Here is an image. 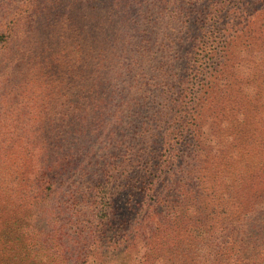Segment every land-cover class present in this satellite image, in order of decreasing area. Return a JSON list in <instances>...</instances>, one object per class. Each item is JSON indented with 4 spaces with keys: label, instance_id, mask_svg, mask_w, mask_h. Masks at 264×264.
<instances>
[{
    "label": "rangeland",
    "instance_id": "1",
    "mask_svg": "<svg viewBox=\"0 0 264 264\" xmlns=\"http://www.w3.org/2000/svg\"><path fill=\"white\" fill-rule=\"evenodd\" d=\"M161 1L160 6L169 3ZM241 1L212 0L210 9L204 11L205 0H179L178 5L186 9L182 11L172 0L169 10L161 13L164 18L165 14L180 18L185 35L194 42L184 76L186 107L182 108L183 115L193 118L195 106L201 104L203 114L211 118L210 128L216 133L218 129L220 135L216 134V137L223 139L231 153L224 163L210 158L205 165L206 174L215 175L220 164L223 174L215 176L217 179L208 186V176L203 173L201 195L183 194L185 207L193 204L196 195H200L207 201L201 203L202 207L218 210L212 217L217 228L223 218L228 222V215L235 210V205L238 206L237 215L245 217L239 204L247 201L246 195H251L258 202L241 205L245 211L254 210L253 214L249 212L248 219L251 217L261 226L256 228V233L252 232L247 217L244 218L240 222L241 225L246 221L241 237L256 235L247 242L264 255V12L261 11L264 4L256 1L257 23L251 30L253 35L241 34V40H236L234 35L230 40L233 34L226 33L223 23L227 14L234 20L233 10ZM111 13V0H0V264H50V261L59 264L60 246L72 245L73 239L94 221L92 214L96 213V208L91 205L94 201L91 195L88 200L83 199L75 188L61 195L55 191L58 182L53 181L54 191L49 185L50 172L44 175L36 172L38 161L45 153L50 161L73 160L70 168L75 181L86 173L89 179L97 182L98 174L111 177L121 170V162L112 157L115 150L109 140L114 131H119L115 128L117 117L104 112L90 115L88 117L92 116L95 124L103 122L91 129L77 107L82 95L80 70L87 67L91 72L98 55L107 53L109 35L100 42L98 32L109 31ZM232 40H235L234 46ZM230 50H235L233 55ZM214 53L227 57L225 62L237 61L235 55L247 53L251 59H246L249 76L245 79L237 68L231 70L225 65L216 73L212 72L209 67ZM98 128L102 134L97 133ZM44 132L46 139L42 138ZM102 136L106 140L100 148ZM168 150L162 151L159 165L166 163ZM89 153L97 157L89 159ZM102 165L109 166L101 170ZM246 166L254 169L251 172L252 191L233 193L232 202L223 206L226 198L223 183L234 182L235 176L243 178L245 173L241 169L246 170ZM36 175L45 182L42 191L33 183ZM45 193L49 197L40 210L35 201ZM162 195L164 198L159 197L160 209L169 211L165 199L174 205L179 197L169 192H162ZM161 214L164 218L165 212ZM162 222L169 226L168 219L147 225L146 233L141 236L145 248L134 261L143 264L155 261V237ZM63 224L64 229L60 231ZM163 229L159 233L160 240L166 243L173 238V229L167 236ZM190 229L199 239H204L203 229L195 225ZM183 250L172 251L183 256ZM227 261L233 264L234 260L229 258ZM173 262L183 264V257L173 259Z\"/></svg>",
    "mask_w": 264,
    "mask_h": 264
},
{
    "label": "trees",
    "instance_id": "2",
    "mask_svg": "<svg viewBox=\"0 0 264 264\" xmlns=\"http://www.w3.org/2000/svg\"><path fill=\"white\" fill-rule=\"evenodd\" d=\"M173 1L182 11L186 10L178 5L179 0ZM205 1L203 9L207 11L212 0ZM256 1L242 0L239 3V7L233 10L236 23L232 16H225L223 27L227 34H233L230 40L234 35L236 40L242 39L241 34L253 35L251 30L255 29L257 23L254 14ZM260 1L264 4V0ZM161 2L111 0L109 31L98 32L100 42L109 35V47L105 49L107 53L98 55L91 72L87 67L80 70L82 95L77 103L78 110L91 129L103 122L97 121L95 124L92 116L88 117L90 115L104 112L117 117L115 128L119 131H114L109 140L113 142L115 150L112 157L121 162V170L111 177L104 178L98 174L95 177L99 180L97 182L93 178L89 179L86 173L75 181L70 168L73 160L50 161L47 159L49 155L45 153L43 159L38 161L36 172L43 175L50 172L49 185L52 191L53 181L58 182L59 187L55 191L61 195L75 188L83 199L88 200V195H91L94 200L91 205L96 208V213L92 214L94 221L89 222L91 226L73 239L72 245L60 246L59 264H143L134 261L145 248L141 243L142 233H146L147 225L165 219H168L169 226L163 222L159 224L155 237V261L149 260L145 264H174L173 259L178 257H183V264H232L227 261L229 258L234 260L233 264H239V261L242 264H264V255L252 249L250 243L256 235L241 237L246 221L241 225L240 222L244 218L247 217L252 232L256 233V228L261 226L251 217L248 219L249 212L253 214L254 210L245 211L244 205H241H249L256 199L246 195L247 201L239 204L245 217L237 215L238 206L235 205V210L228 215V222L223 218L217 228L212 219L218 211L216 207L201 206V203H207L200 196L204 185L202 174L208 176V186L217 179L215 176L223 174L222 164L219 165L221 171L218 170L215 175L206 174V163L211 157L224 163L231 153L223 139L216 137V134L220 135L218 129L216 133L215 129L210 128L211 118L203 114L201 104L195 106L193 118L183 115L182 108L186 107L183 100L186 98L184 76L194 42L191 43L185 35L180 18L165 13V18L162 17L161 12L169 10L172 0L160 6ZM261 11L264 12V9ZM233 29L236 31L231 32ZM197 32L199 36L202 35L200 30ZM233 42L235 40L231 41L232 45ZM234 57L237 61L225 62L227 57L214 53L209 68L215 73L223 65L231 70L237 68L246 79L251 61L249 55L241 53ZM98 130L97 133L102 134ZM42 138H47L45 132ZM103 138L98 145L100 148L105 145L106 139ZM165 148H169L166 163L159 165ZM87 157L95 159L97 155L89 153ZM108 166L102 165L101 170ZM253 170L252 166H246V170L242 167L241 172L246 176L243 174V178L239 179L235 176L234 182L223 183V195L226 194L223 206L232 202L233 193L252 191ZM33 183L43 190L45 182L37 175ZM215 191L219 192L218 189ZM162 192L175 193L179 197L174 205L165 199L166 210L169 211L160 209L159 197H163ZM189 193L200 195H196L193 204L185 207L182 195ZM48 197L49 194L45 193L44 197L36 199L35 204L40 210ZM223 210L226 212L225 208ZM162 212H165L164 218ZM192 225L203 229L204 239L195 236L190 229ZM64 226L61 225L60 231H63ZM161 228H164L163 232L166 231L165 236L173 229V238L166 240V243L160 240ZM178 248L184 249L183 256L172 251ZM253 252L256 255H251ZM163 255L166 257L163 258Z\"/></svg>",
    "mask_w": 264,
    "mask_h": 264
}]
</instances>
